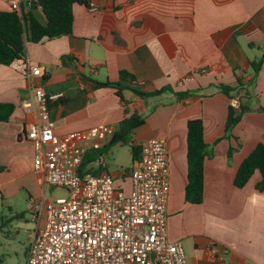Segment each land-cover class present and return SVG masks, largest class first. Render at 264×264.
<instances>
[{"label":"crops","instance_id":"crops-1","mask_svg":"<svg viewBox=\"0 0 264 264\" xmlns=\"http://www.w3.org/2000/svg\"><path fill=\"white\" fill-rule=\"evenodd\" d=\"M91 1L98 10L74 4L72 34L26 43L25 56L45 68L46 93L60 95L49 102L54 132L119 129L138 113L144 122L132 142L167 141L168 237L183 243L188 263L264 264V190L256 187L261 175L255 172L242 188L234 184L242 161L264 143V60L258 72L252 67L264 55V0ZM22 5L27 9V0ZM9 8L0 0V10ZM221 85L233 87L231 95H242L250 107L230 130L234 99ZM29 96L25 76L0 63V102L14 105L10 119L0 121V200L11 212L15 201L26 207L0 216V264H27L31 235L45 223V211L37 218L36 206L55 194L47 197L34 172L36 150L26 134L36 115L23 107ZM191 119L203 120L207 144L201 203L186 200ZM124 145L130 147L117 143L103 153L105 169L98 162L91 167L96 174L107 170L130 194L131 178L122 171L135 161L132 150L130 165L110 170L108 162Z\"/></svg>","mask_w":264,"mask_h":264},{"label":"built area","instance_id":"built-area-1","mask_svg":"<svg viewBox=\"0 0 264 264\" xmlns=\"http://www.w3.org/2000/svg\"><path fill=\"white\" fill-rule=\"evenodd\" d=\"M5 1L11 9H21L22 0ZM34 1L27 0V7ZM88 6L98 10L91 0ZM11 65L30 85L23 107L36 115L26 138L36 150L37 181L65 191L36 206L37 218L45 211V223L31 235L27 264H189L183 243L168 237L167 141L154 137L141 143V157L122 171L131 178L130 194L115 186L107 170L81 173L86 154L109 144L118 128L98 125L57 135L49 102L60 95H48L43 88L44 66L26 56ZM233 99L238 106L239 99ZM103 156L96 161L101 169L107 167Z\"/></svg>","mask_w":264,"mask_h":264},{"label":"trees","instance_id":"trees-1","mask_svg":"<svg viewBox=\"0 0 264 264\" xmlns=\"http://www.w3.org/2000/svg\"><path fill=\"white\" fill-rule=\"evenodd\" d=\"M47 24H42L35 16L33 6L21 9L0 10V63L11 64L18 57L25 56L27 42H40L44 39H51L63 35H70L73 31V6L75 3L89 4V0H36ZM264 55L259 59L252 61V67L255 72L260 70ZM124 78V77H123ZM97 86H117L122 88L117 82H96ZM222 91L230 98L231 91L234 89L229 85H221ZM138 92V91H137ZM156 91L152 94H157ZM143 96L145 94L139 92ZM187 92L179 95H187ZM243 96L239 97V104L233 103L229 106V115L227 121V130H230L237 124L243 114L250 109L249 105L243 102ZM14 112V105L11 103L0 102V121H8ZM144 122V118L138 113L126 117L120 124L115 135L103 148L97 151H89L83 160L80 172L91 170L94 174L97 172L92 169L91 164L96 162L98 157L106 152L110 147L117 143L130 145L133 156L136 159L141 157V146L132 142V136L135 128ZM140 151V153H139ZM207 144L204 138V124L202 119H191L188 122V184L186 186V200L191 203H201L204 191V163L207 156ZM261 175L260 181L256 187L264 190V143L259 142L250 154L242 161L236 173L234 184L242 188L253 177L255 172Z\"/></svg>","mask_w":264,"mask_h":264},{"label":"rangeland","instance_id":"rangeland-1","mask_svg":"<svg viewBox=\"0 0 264 264\" xmlns=\"http://www.w3.org/2000/svg\"><path fill=\"white\" fill-rule=\"evenodd\" d=\"M119 152H121L119 154ZM105 160L107 161V154L104 155ZM132 161V153H131V148L129 146H122V148H118L117 153L115 155H111L109 162V169L110 170H115L116 167L119 166V164L123 163L124 165H130ZM55 192V195L60 197L65 195L64 190L60 189H52L51 187L48 188L47 190V197L52 195V192ZM26 193V192H25ZM12 207V212L10 211V208L8 207L7 203L5 202V206H2V201L0 200V216L4 215V217L8 218L11 216H14L17 212H20L22 210H26L25 204L24 203H17ZM13 214V215H12ZM15 225V224H14Z\"/></svg>","mask_w":264,"mask_h":264},{"label":"water","instance_id":"water-1","mask_svg":"<svg viewBox=\"0 0 264 264\" xmlns=\"http://www.w3.org/2000/svg\"><path fill=\"white\" fill-rule=\"evenodd\" d=\"M33 11L36 16V18L44 25L47 24V21L43 15V12L41 11L40 7L38 6L37 2L34 1L33 3ZM71 65V64H70Z\"/></svg>","mask_w":264,"mask_h":264}]
</instances>
